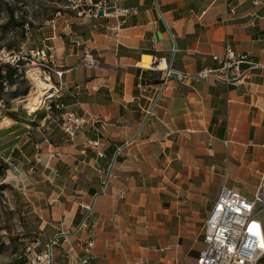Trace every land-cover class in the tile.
Masks as SVG:
<instances>
[{
  "label": "crops",
  "instance_id": "crops-1",
  "mask_svg": "<svg viewBox=\"0 0 264 264\" xmlns=\"http://www.w3.org/2000/svg\"><path fill=\"white\" fill-rule=\"evenodd\" d=\"M259 1L119 0L118 6H136L138 12L87 19L69 10L62 23L55 19L38 29L39 47L50 48V64L63 71L61 78L51 73L48 82L57 88L64 81L61 100L76 113L98 116L102 126V157L87 142L96 136L91 129L73 140L64 136L54 153L76 159L83 183L70 206L57 207V230L70 231L86 212L82 206L92 204L97 264H132L144 255L136 219L152 212L144 207L157 198L161 174L171 173L168 166L176 168L171 175H189L200 186L219 183L204 206V220L221 185L243 195L248 183L253 193L257 189L264 168V0ZM226 41L262 66L240 82L185 83L171 76L146 115L165 70L164 64L150 69L152 57L177 71H195L210 64L212 53H224ZM88 55L94 65L87 64ZM142 86L148 92L142 93ZM125 142L105 193L94 197L115 149ZM83 236L79 232L68 240ZM60 247L57 264H69L67 242L61 239Z\"/></svg>",
  "mask_w": 264,
  "mask_h": 264
},
{
  "label": "rangeland",
  "instance_id": "rangeland-1",
  "mask_svg": "<svg viewBox=\"0 0 264 264\" xmlns=\"http://www.w3.org/2000/svg\"><path fill=\"white\" fill-rule=\"evenodd\" d=\"M65 5V0H0V47L15 51L39 47L42 30L38 29L47 27L50 19L62 23L63 12L69 11ZM11 11L15 23L6 25ZM25 22L30 27L28 32L24 29ZM20 64L25 65L13 76V81L7 88L3 84L0 88V264L14 261L28 248L43 249L58 231L57 207L62 210L70 206L78 194L76 190L83 184L76 159L54 155L55 146L64 135L50 96L53 86L40 93L33 76L38 75L46 82L49 79L30 61L22 60ZM37 94L39 102L31 111L28 98ZM110 162L111 159L102 180ZM168 168L171 173L176 171L175 166ZM171 173L161 174L164 181L160 180L162 187L155 190L157 198L152 197L154 202L144 207L155 212L144 211L145 216L136 219L137 234L142 236L138 241L145 246L142 255L147 256V264H196V252L202 246L204 206L219 183L200 186L192 177L187 178L189 175L183 178ZM210 174L213 176L214 172ZM156 176L153 174V179ZM254 189L248 183L244 192L252 196ZM74 228L73 225L69 230ZM60 242L61 238L53 249L55 264Z\"/></svg>",
  "mask_w": 264,
  "mask_h": 264
},
{
  "label": "built area",
  "instance_id": "built-area-1",
  "mask_svg": "<svg viewBox=\"0 0 264 264\" xmlns=\"http://www.w3.org/2000/svg\"><path fill=\"white\" fill-rule=\"evenodd\" d=\"M117 1L119 0H98L97 2L93 0H65V8L73 11L76 16L87 19L99 16L118 19L138 12L136 6H118ZM252 1L260 2L259 0ZM99 10H102V15L98 14ZM47 23L54 25L55 18L50 19ZM24 29L26 32L30 30L27 22L24 23ZM117 36L116 32L115 37ZM224 47V53H212L210 64H204L195 71L183 69L177 71L170 65H166L162 81L151 98V105L146 110V115L151 113L155 103L168 87V78L171 76H174L179 82L185 83L195 80L240 82L262 66L248 52H236L227 41ZM49 50L50 48L45 46L27 51H15L0 47V66L9 64L20 71L21 67L25 65L20 62L28 60L42 70L47 80L50 79L51 73H55L61 78L63 71L50 64ZM87 64L94 65V61L89 58V55ZM157 64L156 58L152 57L149 68L155 70L158 67ZM2 84L4 88H7L6 81H3ZM64 87H66V83L60 80L57 88L53 87L54 90L50 95L58 110L61 132L66 139L73 140L78 133L91 129L96 136L93 139H88L87 142L95 146L96 156L102 157L104 154L98 149L102 129L99 117L88 112L76 113L69 109L68 105L61 100ZM148 89V86H142L141 92H148ZM127 144L128 142H125L118 146L114 154L117 156ZM262 144L264 145V138ZM104 180L105 178L101 181L102 192L105 190L108 178L103 185ZM82 207H86L88 210L83 214L80 222L74 226V230H58L43 249L32 251L28 248L23 255L8 264H55L53 249L59 242V238L68 244L66 255L69 264H97L94 252L97 237L96 223L90 217L92 204H85ZM208 213L202 224V246L196 256V264H264V168L261 171L259 185L252 196L243 195L237 188L223 184ZM110 222L117 226L114 219L110 218ZM79 232H84L82 238L75 242L68 240V235H76ZM147 263V257L141 255L136 256L132 262V264Z\"/></svg>",
  "mask_w": 264,
  "mask_h": 264
},
{
  "label": "bare ground",
  "instance_id": "bare-ground-1",
  "mask_svg": "<svg viewBox=\"0 0 264 264\" xmlns=\"http://www.w3.org/2000/svg\"><path fill=\"white\" fill-rule=\"evenodd\" d=\"M161 64V65H160ZM162 64H164L165 66L166 65H168V64H166V62L165 61H163V60H161L157 65H158V67H161L162 68ZM157 68V67H156ZM32 69H34V71H35V69H37V68H32ZM38 72V71H37ZM35 74V73H34ZM33 78L35 79L34 81H35V87H37L38 88V91L40 92V93H46V91L47 90H49V88H51L52 87V85L50 84V83H48V82H46V80H43L42 78H40L38 75H35V76H33ZM43 90V91H42ZM39 93V94H40ZM28 100H29V107L31 108V111H34L35 109H36V105H37V103L39 102V95L37 94V95H30L29 96V98H28Z\"/></svg>",
  "mask_w": 264,
  "mask_h": 264
},
{
  "label": "trees",
  "instance_id": "trees-1",
  "mask_svg": "<svg viewBox=\"0 0 264 264\" xmlns=\"http://www.w3.org/2000/svg\"><path fill=\"white\" fill-rule=\"evenodd\" d=\"M10 23H15L12 11L9 14L8 20L6 21V25ZM17 71H19L15 66L9 64H2L0 66V88L2 86V82L6 81L8 84L13 81V76L17 75ZM94 193V191L92 192ZM198 252H196L197 256Z\"/></svg>",
  "mask_w": 264,
  "mask_h": 264
},
{
  "label": "water",
  "instance_id": "water-1",
  "mask_svg": "<svg viewBox=\"0 0 264 264\" xmlns=\"http://www.w3.org/2000/svg\"><path fill=\"white\" fill-rule=\"evenodd\" d=\"M98 14H99V15H102V10H99ZM173 73L175 74V72H173ZM115 158H116V155L113 154L112 159H111V162H110L109 167H108V170H107V174H106V176H105V180L103 181V185H104V182H105V181L107 180V178H108V175H109V173H110V171H111V169H112V166H113V164H114ZM101 193H102V189H100V190L94 195V197H95L96 195L101 194ZM92 203H93V201H92Z\"/></svg>",
  "mask_w": 264,
  "mask_h": 264
}]
</instances>
